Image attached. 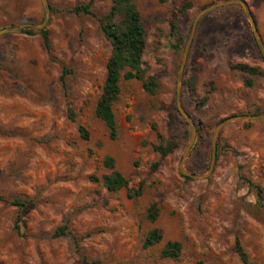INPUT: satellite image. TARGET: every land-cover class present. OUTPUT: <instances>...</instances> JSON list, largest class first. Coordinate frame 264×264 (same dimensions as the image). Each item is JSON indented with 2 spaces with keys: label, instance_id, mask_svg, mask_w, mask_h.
Returning <instances> with one entry per match:
<instances>
[{
  "label": "rangeland",
  "instance_id": "rangeland-1",
  "mask_svg": "<svg viewBox=\"0 0 264 264\" xmlns=\"http://www.w3.org/2000/svg\"><path fill=\"white\" fill-rule=\"evenodd\" d=\"M89 1L47 0L45 21L42 0H0V30L45 27L51 38L48 51L40 34L0 37V264H245L233 250L236 237L251 264H264V118L220 129L211 169L217 125L264 114V56L241 5L210 9L193 34L181 84L196 130L191 144L192 127L177 106L179 71L198 14L227 0H135L146 29L143 66L158 86L149 93L143 80L122 77L115 139L95 112L111 54L99 17L112 0H92L94 16L70 11ZM186 1V41L176 51L169 21ZM244 1L264 46V0ZM158 134L179 147L153 168ZM108 155L128 187L103 186ZM140 185L143 193L129 197ZM153 202L160 213L151 222L146 210ZM17 216L23 235L13 229ZM63 225L67 234L55 236ZM155 227L163 239L147 247ZM168 241L182 243L178 258L162 257Z\"/></svg>",
  "mask_w": 264,
  "mask_h": 264
},
{
  "label": "trees",
  "instance_id": "trees-1",
  "mask_svg": "<svg viewBox=\"0 0 264 264\" xmlns=\"http://www.w3.org/2000/svg\"><path fill=\"white\" fill-rule=\"evenodd\" d=\"M167 0H160L166 2ZM192 6L190 1H186L181 7L176 8L169 21L171 31L175 37L174 48L176 51H181L185 45L186 36L181 25L182 15ZM51 11H59L58 8L50 6ZM70 11L75 14H86L94 16L92 10V0L88 3L77 4ZM100 25L104 37L110 42L111 54L106 64V77L102 93L98 98L95 112L106 125L109 135L115 139L118 135L116 114L114 112V104L119 98L120 81L122 77L127 79L143 80L145 89L149 93H154L157 88L156 78L146 75V69L143 66V55L147 45L146 29L143 24L141 13L135 0H112V5L109 11L99 17ZM27 35L40 34L43 39L44 46L48 51L51 49V38L49 31L44 27L39 32H34L31 29H22L21 31ZM236 68L250 73H256L257 69L247 64H237ZM264 75V71L260 72ZM64 79V74L61 80ZM186 84V81H184ZM208 97L205 96L202 104L206 103ZM70 117L74 119L75 114L70 111ZM80 135L84 139H89V131L81 126L79 128ZM179 147V141L175 138H165L158 134V141L154 145V150L159 154V161H157L153 168H157L160 162L170 155L175 149ZM105 166L110 170L101 178L103 186L109 191H117L128 187L129 180L123 173L115 169V160L113 156H106L104 159ZM98 180V179H96ZM143 185L137 188H131L129 197L135 198L143 193ZM258 194H261V188L257 186ZM12 204L23 206L24 202L20 199H15ZM160 207L157 202L150 204L146 210V217L151 222L158 219ZM14 231L18 235H23L22 218L17 216L14 226ZM68 232V226L63 225L59 227L55 236H63ZM163 239L161 230L157 227L151 229L145 239V246H154ZM182 243L180 241H168L162 249L161 255L165 258H178L182 253ZM233 250L238 255L240 260L245 264H251L250 257L245 250L241 239L236 237Z\"/></svg>",
  "mask_w": 264,
  "mask_h": 264
},
{
  "label": "water",
  "instance_id": "water-1",
  "mask_svg": "<svg viewBox=\"0 0 264 264\" xmlns=\"http://www.w3.org/2000/svg\"><path fill=\"white\" fill-rule=\"evenodd\" d=\"M42 2H43L44 6L46 8V19H45V21H46L49 18V5H48L47 0H42ZM234 3L241 5L244 13L249 18V20L251 22V25H252L253 32L256 35L257 39H258L259 46H260L262 54L264 56V46H263L262 42L259 40V38H258V29H257L256 22H255L252 14H251V12L249 10L248 4L244 0H227V1L219 3V4H213V5H211L210 7H208L207 9L203 10L201 13L198 14V16L196 17V19L194 21V24H193V27H192V31H191L189 40L187 42L184 55H183V59H182V63H181L180 71H179L178 89H177V106H178V110L181 113V115L185 118V120H187V122H189V124L191 125L192 130H193V137H192V140H191V144H193V142H194L196 130H195L194 124L190 120V117H189L188 113L184 110V108L182 106V102H181V84H182L183 71H184V67H185V64H186L189 47H190V44H191V41H192V38H193V34H194L195 29L197 27V24H198L200 18L206 12H208L210 9L218 7V6H222V5H226V4H234ZM43 25L44 24H42L41 27ZM22 28H23V26H20L17 29H10V28L1 29L0 30V37L3 34L13 33V32H20V31H22ZM262 118H264V114H259V115H241V116L230 117V118L225 119L222 122H220L217 125V127L215 128L214 134H213V141H212L213 142V156H212L211 169L213 168L214 163H215V159H216V154H217L216 153L217 152V134H218L219 130L222 129L227 124H229L230 122L235 121V120H248L249 121V120H258V119H262ZM183 173L186 174V175H190V176L201 177V176H198V175L191 174V173H189V172H187L185 170L183 171Z\"/></svg>",
  "mask_w": 264,
  "mask_h": 264
}]
</instances>
